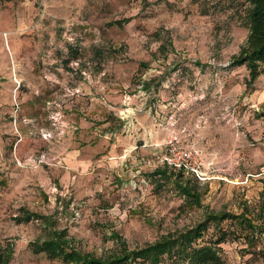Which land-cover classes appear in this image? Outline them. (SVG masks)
I'll use <instances>...</instances> for the list:
<instances>
[{
	"label": "rangeland",
	"instance_id": "obj_1",
	"mask_svg": "<svg viewBox=\"0 0 264 264\" xmlns=\"http://www.w3.org/2000/svg\"><path fill=\"white\" fill-rule=\"evenodd\" d=\"M248 7L245 0H0L7 264H61L32 250L52 230L102 257L184 231L209 212H246L261 224L256 247L240 238L219 245L223 264H264V219L256 215L264 71L249 85L245 67L232 66L248 34ZM184 153L180 175L165 158Z\"/></svg>",
	"mask_w": 264,
	"mask_h": 264
},
{
	"label": "trees",
	"instance_id": "obj_2",
	"mask_svg": "<svg viewBox=\"0 0 264 264\" xmlns=\"http://www.w3.org/2000/svg\"><path fill=\"white\" fill-rule=\"evenodd\" d=\"M245 2L249 6L246 15L248 34L245 45L233 58L232 66H244L248 73V84L251 85L264 71V0H245ZM166 169L165 163L164 168L156 170L155 174L166 177ZM177 173L181 175L183 168L178 169ZM178 188L188 200L199 204V196L187 185L179 184ZM245 213L234 215L227 212H209L202 221L184 231L167 233L141 248L129 250L121 247L119 251L102 257L81 252L70 245L63 232L55 230L50 231L46 239L34 243L32 250L61 264H223L219 245L229 238L243 239L247 249L256 247L261 241V224L255 222L253 216ZM24 214L27 220L34 216L28 212ZM256 215L264 219V190H262V203ZM36 217L43 221L49 220L44 216L36 215ZM227 220L234 223L233 230H225L221 227V224ZM210 227L214 233L205 239L204 235ZM9 250L0 251V264L8 263L11 256Z\"/></svg>",
	"mask_w": 264,
	"mask_h": 264
},
{
	"label": "built area",
	"instance_id": "obj_3",
	"mask_svg": "<svg viewBox=\"0 0 264 264\" xmlns=\"http://www.w3.org/2000/svg\"><path fill=\"white\" fill-rule=\"evenodd\" d=\"M189 157H190V153H184L182 156H179L175 160H172L167 157L165 158V160L167 161L169 165L175 166V168L178 170V169H181L182 166H184V161H187Z\"/></svg>",
	"mask_w": 264,
	"mask_h": 264
},
{
	"label": "crops",
	"instance_id": "obj_4",
	"mask_svg": "<svg viewBox=\"0 0 264 264\" xmlns=\"http://www.w3.org/2000/svg\"><path fill=\"white\" fill-rule=\"evenodd\" d=\"M156 171V170H155Z\"/></svg>",
	"mask_w": 264,
	"mask_h": 264
}]
</instances>
